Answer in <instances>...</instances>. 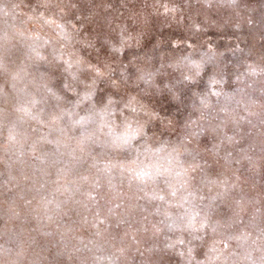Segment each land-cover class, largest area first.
Masks as SVG:
<instances>
[{
  "label": "clouds",
  "instance_id": "obj_1",
  "mask_svg": "<svg viewBox=\"0 0 264 264\" xmlns=\"http://www.w3.org/2000/svg\"><path fill=\"white\" fill-rule=\"evenodd\" d=\"M261 33L264 0H0V264H264Z\"/></svg>",
  "mask_w": 264,
  "mask_h": 264
},
{
  "label": "rangeland",
  "instance_id": "obj_2",
  "mask_svg": "<svg viewBox=\"0 0 264 264\" xmlns=\"http://www.w3.org/2000/svg\"><path fill=\"white\" fill-rule=\"evenodd\" d=\"M261 35H264V33H261ZM254 39H255V37L250 38L249 43L251 44V43L253 42ZM261 44H264V41H261ZM258 47H259V46H258ZM193 130L196 131V132H199V129H198V128H195V127H194ZM207 136H208V134L205 133V135H204L203 137H201V140H202V141H206V140H207ZM221 155H223V150H222V152H221ZM220 163L223 164L224 161L221 160ZM233 167H235V165H233ZM102 191H105V192H106L107 189H103ZM117 211H119V209H118ZM0 223H2V222H0ZM138 258H139V257H138ZM133 264H135V261L133 262Z\"/></svg>",
  "mask_w": 264,
  "mask_h": 264
}]
</instances>
